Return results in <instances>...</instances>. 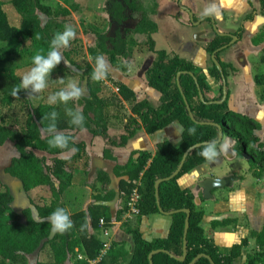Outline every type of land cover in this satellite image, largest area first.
Listing matches in <instances>:
<instances>
[{"label": "trees", "instance_id": "16d2710c", "mask_svg": "<svg viewBox=\"0 0 264 264\" xmlns=\"http://www.w3.org/2000/svg\"><path fill=\"white\" fill-rule=\"evenodd\" d=\"M247 1L251 3V0ZM145 4L142 18L135 28L121 30L130 13L135 10V0H109L106 13L110 24L116 26L115 32L113 36L98 34L96 43L112 66H117L119 59L130 58L139 42L147 46L148 51L156 57L146 72V83L159 94L158 105L153 106L148 100L139 101L135 92L120 81L114 83L117 93L102 82L96 85L91 78L92 71L85 72L87 95H82L79 99L83 103L82 113L85 116L83 129L93 138H105L110 145L108 147H124L139 129H143L148 135L172 125L182 126L184 129L178 145L168 141L157 143L154 157L146 151L134 152L125 166L114 169L116 175L122 171L125 177L118 185L119 198L123 204L116 218L118 221L128 213V202L134 190L141 196L137 204L139 215L124 223V229L132 237L134 244L131 257L123 245L115 243L102 255L105 244L90 233V228L100 229L103 207L92 205L87 211L70 213L62 203L63 194L74 184L75 174L82 171L84 179L90 174V156L86 146L74 139V132L83 129L68 123L65 106H50L46 101L37 107L29 106L28 113L23 118V126L14 127L11 119L16 103L21 98L26 99L27 95L24 89H20L18 95L12 97L10 93L13 88L19 87L20 79L14 70L0 69V146L11 143L19 153L18 158H14L5 168L4 173L11 179L22 182L25 193L47 186L52 195L42 204L32 202L18 214L11 208L14 198L9 186L0 180V264H24L27 256L37 252L46 258V261H39L37 264H67L68 259L74 255L77 258L76 264H150L149 256L154 251L160 252L152 256V264H233L248 246L249 239L255 241L257 249L247 257L246 264L264 263V228L233 245L228 254H221L214 241L204 233L201 225L204 211L196 205V197L190 191L182 189L178 183L197 167L210 164L198 153L205 143L212 140L218 142L220 132L223 137L235 141L237 158L248 157L251 175L257 180L264 176V138L255 134L260 131L261 124L231 111L228 107L229 92L227 91V97L222 101L223 85L219 88V96H214L207 80L208 76L219 81H222V74L226 79L229 76L232 67L223 63L219 54L228 46L230 39L216 34L206 45L204 51L210 56L215 55L221 71L213 64L204 73L194 63L177 55L156 51L151 35L156 32L157 26L148 17L155 13L157 0H147ZM8 6L17 13L14 22L10 20ZM40 15H44L48 21H42ZM69 15L66 8L53 10L41 0L0 1V59L5 55H26L31 62V57L37 51L46 53L53 35L68 25ZM260 43L261 38L258 37L254 44ZM59 75V81L63 78L66 83V75L63 72H59ZM59 81L52 80L51 86L58 87L53 92L64 86ZM263 82L256 80L257 85ZM125 105H128L132 114L128 118ZM53 109L58 112V130L68 131V136L71 137L70 147L78 149L65 158L56 156L48 159L35 152L44 135L47 136L45 142L50 138L43 129L48 123L47 113ZM112 119L121 125L127 119L123 126L124 133L118 139L109 137V123ZM190 126L196 127L195 136L187 134ZM194 146L198 147L187 155L179 174L168 180L179 168L186 151ZM105 150L104 154L108 149ZM93 178L94 184L90 187L98 192H105L110 183L109 176L99 170ZM160 180L163 181L159 185L157 196L155 184ZM96 183L101 185L100 189L96 187ZM109 195L101 197L99 194L95 200L108 201L115 198V192ZM57 207L68 211L73 227L67 232H58L53 240H49L52 225L48 217ZM184 210L190 211V218L186 237L187 251L183 258L187 218ZM8 212H14V219L3 223ZM155 214L168 215L172 222L165 238L148 242L143 239L140 225L143 218ZM103 220L107 227L112 219L106 217ZM236 223L235 219H225L212 222V227H228ZM78 254L82 255V260L78 259Z\"/></svg>", "mask_w": 264, "mask_h": 264}, {"label": "rangeland", "instance_id": "374dc122", "mask_svg": "<svg viewBox=\"0 0 264 264\" xmlns=\"http://www.w3.org/2000/svg\"><path fill=\"white\" fill-rule=\"evenodd\" d=\"M146 1L135 0V10L130 13L129 19L122 25L121 30L135 28L142 18L141 16L144 13ZM41 2L53 10L59 7L66 8L70 13L67 18V24L73 26L76 35L69 42L68 47L62 50L63 60L51 73L48 87L39 94H32L30 90H25L27 95L26 99L21 98L17 101L11 119V124L17 128L23 126V118L27 115L30 107H37L43 101L45 102L46 97L53 92L55 87L58 88L57 86H51V82L53 79L59 81V72H63L66 75V82L69 79L77 81L83 89V96L87 95V77L85 76V72L93 71L95 67V56L102 54L97 47V35L108 34L109 36H113L116 28V26L110 24V19L106 13L109 0H41ZM245 6L247 5L242 0H157V9L153 13L154 15L150 12L149 14L151 16L148 17V20L156 23L157 26L156 32L151 35L156 45L155 49L157 52L165 51L172 56L177 55L186 61L194 62L199 69L207 73L212 68L214 62L211 56L206 54L205 51H203L202 55V50L205 49L206 45L216 34H233L240 27V25L238 26L236 24V17L245 11ZM7 10L10 20L14 22L17 19V13L11 6H8ZM40 18L44 22L48 21L44 15H40ZM206 18L211 20L208 21ZM263 22L264 20L262 18L261 23ZM261 23L255 24L256 27H261ZM262 33L264 41V31ZM251 43V39H247L246 42L243 41L239 45L228 49L220 57L223 62L232 63L236 68L229 71V76L226 81L227 91L230 96L228 100L229 109L260 122L262 124L261 129L255 132V134L263 139L264 98L262 100L258 99L254 79H260L262 77L261 74L264 73V66L261 63V58L264 57V42L261 44V47L253 50H250ZM260 48L262 49L259 50ZM103 56L107 62V75L104 80L95 81L96 85L102 82L112 92L117 93L114 83L117 81L121 82L123 77L132 71L131 76L135 79L136 84H139L138 88L140 89H138V92H144V88L142 89L141 86L145 87L147 85L146 72L152 66L156 57L155 54L148 51L147 46L139 42L132 50L131 57L128 59H119L117 66H112L108 57ZM246 58L248 68L244 66L246 65ZM241 60H244L245 64L241 63ZM31 66L32 64L26 55H5L0 59V69L14 70L20 81ZM209 79H211V82L217 88L215 96H219V88L222 85V81L208 76L207 80ZM261 85L258 88L260 89V93L262 92L264 94V89L261 88ZM149 90L152 91V94H147V100L152 105L157 106L159 94L150 88ZM36 97L39 98L37 99ZM125 106L128 109V105ZM68 107L79 109L82 112L83 103L80 100L71 101ZM125 113L123 112V114ZM115 127L116 120L112 119L109 123V132L115 131ZM64 133L66 135L69 134L68 131ZM74 134L76 142H82L89 147L88 145L93 138L86 130L83 129L79 132H74ZM158 134L160 139L164 137V139L168 138L174 145H178L180 142V139L175 134L174 127H170L167 130L164 129V131L162 130ZM46 139L47 136L44 135L41 143L38 145V149L35 150L38 156H45L48 159L56 156L65 158L71 153V151L50 148L47 142H45ZM229 140L233 142L232 147L228 152L221 153L222 158L215 166L216 170L219 175H223L225 172L226 174L233 172L239 175L241 181L247 179L245 185L249 193L246 195V202L240 203L247 210V213H244L245 220L243 224L248 228L247 224L251 222L249 218L253 217L256 223L251 222L253 224L252 226L255 228L264 227V176L261 180H257L251 175L248 157L237 158L234 151L235 141L230 138ZM229 152L232 153V157L229 155ZM18 156L19 153L11 143L0 146V180L8 186L14 180L6 175L4 170ZM227 178L229 177L226 176L225 179ZM88 182L89 179H84L82 177V171H79V173L75 174L74 184L63 194L62 203L65 204L70 213H75L79 211V208H84L90 202V198L98 193V190L90 187ZM229 184L231 186V181ZM51 197V191L47 186L36 188L29 193L21 191L19 192L17 207L13 210L20 213L32 202L42 204ZM13 219L14 212H8L2 222L7 223ZM248 230L250 231V228ZM252 233L253 231L250 232L248 237H251ZM255 251L252 249L248 250L250 252L248 256ZM79 256L82 255L78 254V258ZM76 259L75 255L70 257L67 264H76ZM39 261H46V258L43 254L37 252L27 256L24 264H37ZM245 262H247V259Z\"/></svg>", "mask_w": 264, "mask_h": 264}, {"label": "crops", "instance_id": "0c3cea01", "mask_svg": "<svg viewBox=\"0 0 264 264\" xmlns=\"http://www.w3.org/2000/svg\"><path fill=\"white\" fill-rule=\"evenodd\" d=\"M203 51L204 50H202V55ZM194 65L197 66V64L195 63ZM131 74L132 71L127 73L126 76L123 77L121 82L135 92L136 97L139 101L147 100V94H152V91L149 90L148 86L146 85L145 87L141 86L142 89L144 88V92L139 93V84H136V81L135 79H133V76H131ZM208 84L212 89L213 95L215 96L217 93L216 86L211 82V79L208 80ZM129 116H132V114L130 110L127 109L126 118H128ZM135 118L138 119L137 117ZM126 121L127 119H124V123ZM124 123L121 125L116 122V130L110 131L109 137L118 139L119 136L124 133ZM170 127H174L175 129V125H172ZM170 127L166 128V130ZM161 132L162 131H159L155 134L148 135L143 129H139L135 132L134 136L128 140L124 147H108L110 146L108 145V141H106V139L102 137H92L93 139L88 145L89 147L85 145L90 156V174L88 176V183L90 184V186L91 184H94L93 177L96 171L100 170L106 173L110 179V183L107 186V190L105 192H98L94 194L90 198V202L88 203V205L86 204L84 208H79V211H87L92 205L101 206L104 208V210H102V219L106 217H110L112 219L111 222L108 223L109 227L108 225L104 228L100 226L99 230L90 228V233L96 235L102 242H104L106 246L105 252L113 243L123 245L127 250L129 257H131L134 249V244H132V237L128 235L124 229V223L129 219L127 213L121 220L118 221L116 219L118 213L123 207L122 201L120 200L118 194V185L120 180L125 177H123L122 171H119L116 175V173H114V169L116 167L125 166L128 163V160L131 157L132 153L134 152L146 151L151 153L152 157H154L156 154L157 143L163 141L171 142L170 140H168V138L164 139L165 137L163 139H160L158 137V133ZM175 134L177 135L178 139H180V134L176 132V129ZM171 143L173 144V142ZM105 149H108L106 154H104L106 152ZM229 155L232 157L231 152H229ZM221 158L222 154L218 157L215 163L205 164L197 167L187 175L183 176L178 181V183L182 189L188 190L192 194H194V196L196 197V205L199 208L203 209L204 218L201 225L204 229L206 237L214 241L221 254H228L233 245L239 244L244 238H250L248 236L251 231L260 232L264 227L255 228L254 226H252L253 224H251V222L256 223V221L255 218L250 216L249 220H251V222L247 224L248 228H250V231L247 227L244 226V213H247V210H245L244 207H242L243 204L240 203L246 202V195L249 193V191H247L246 189L247 186L245 185L247 179L241 181L239 179V175H236L233 172L228 174H226L225 172L223 175H219L215 166L221 160ZM226 176L229 177L227 179H230L231 186L230 184L219 188H211L209 186L210 182L225 179ZM237 184L239 185L238 187ZM95 185L98 189H100L101 185L99 183H96ZM111 192H115L114 199L108 201L95 200V197L97 195L100 194L101 197H109V193ZM225 219H235L237 220V223L228 227H212V222H221ZM171 222L172 220L168 215L162 214L150 215L143 218L140 225V231L143 239L148 242H152L157 239L165 238L169 233ZM104 229H106L108 232L107 236L104 235ZM250 249H252L253 251L256 250L255 241L253 239H249L248 246L242 250L240 257L236 259L233 264H246L245 261L248 254H250V252H248V250ZM79 257L83 259L82 256Z\"/></svg>", "mask_w": 264, "mask_h": 264}, {"label": "clouds", "instance_id": "9594fccd", "mask_svg": "<svg viewBox=\"0 0 264 264\" xmlns=\"http://www.w3.org/2000/svg\"><path fill=\"white\" fill-rule=\"evenodd\" d=\"M75 35L76 32L72 25H65L61 31L56 32L49 42L47 52L37 51L31 57L32 66L22 76L19 87L12 89L11 96L16 97L20 89L30 90L32 94L43 92L48 87L51 73L63 60L62 50L68 47L69 42ZM106 75L107 62L102 54H97L95 56V67L93 68L91 78L93 81H102ZM60 83L64 86L50 93L46 97V102L50 106L57 104L65 106L64 112L68 117V123L75 128L83 129L85 124L84 114L79 109L68 107L69 102L80 99L83 95V89L77 81L72 79L67 80L65 83L63 78H60ZM36 98L38 99L39 97ZM57 118L58 112L55 109L47 113L46 119L48 123L43 131L50 136L47 140L48 146L50 148L69 150L73 153L77 152L78 149L75 146L70 147L71 137L58 130ZM175 129L180 135L184 132L182 126H175ZM187 134L189 136H195L197 134L196 127H188ZM232 143L228 137H223L220 142L212 140L202 145L198 154L206 162L215 163L221 153L228 152L231 149ZM48 219L51 222L53 231L64 233L73 227L70 215L63 207L55 208L50 213Z\"/></svg>", "mask_w": 264, "mask_h": 264}, {"label": "flooded vegetation", "instance_id": "af4514ba", "mask_svg": "<svg viewBox=\"0 0 264 264\" xmlns=\"http://www.w3.org/2000/svg\"><path fill=\"white\" fill-rule=\"evenodd\" d=\"M242 1H244L247 6H245V11L241 15L236 17V24H238V26L240 25V27L233 34L229 33V34L220 35V36L229 37L230 42L228 43V46L226 48H224L220 52L219 58L222 55V53H224L225 51H227L228 49H230V48H232L234 46L239 45L243 41L246 42L247 39L248 40L251 39V42H252L250 44V47H251L250 50H253V49H256V48L258 49V47H261V44H263V42H264L263 41V33H262L264 31V22L261 23L262 18L264 20V0H258V1L251 0L250 4L248 3L247 0H242ZM259 23H261L262 26L258 28V27H256L255 24H259ZM255 30H256V32H254ZM258 37L261 38V43L258 44V45H255L254 41L256 39H258ZM261 49L262 48H260L259 50H261ZM241 52H244V51H241ZM223 63L231 65L232 70L235 68L232 63H226V62H223ZM241 63L245 64V61L241 60ZM261 63L264 66V57L261 58ZM236 66H238V65H236ZM244 66L245 67L247 66V68H248L247 58H246V65H244ZM229 71H231V69ZM261 75H262V77H260V79H258V78L254 79V83L256 85V90L255 91L257 92V96H258L259 100L264 98V94H262V92L260 93V89L258 88L260 85H257V83H256V80L264 81V73L261 74ZM226 81H227V79H226ZM226 84H227V82H226ZM222 85H223V83H222ZM261 88L264 89V83L261 85ZM255 121H257V120H255ZM258 123H260V122H258Z\"/></svg>", "mask_w": 264, "mask_h": 264}, {"label": "water", "instance_id": "95a60500", "mask_svg": "<svg viewBox=\"0 0 264 264\" xmlns=\"http://www.w3.org/2000/svg\"><path fill=\"white\" fill-rule=\"evenodd\" d=\"M211 58H212V61L214 62V64L216 65V67L221 71V67L218 64V62L216 61L215 55H212ZM222 83H223V100L222 101H224L226 99V97H227V84H226V79L224 78L223 74H222ZM201 100L203 101L202 96H201ZM222 138H223V133L220 132V136H219L218 142H220L222 140ZM197 147L198 146H194V147H192V148H190V149H188L186 151V153L183 156V159L181 161V164H180L179 168L177 169V171L170 178H168V180L174 178L176 175L179 174V172L181 171V169L183 167V164L185 162V159H186L187 155L192 150H194ZM162 181L163 180L157 181L156 184H155V190H156V195L157 196H158V188H159V185L162 183ZM229 182H230V179L216 180V181L210 182L209 186L211 188H219V187H223V186L229 184ZM9 188H10L11 194H12V196L14 198V201L11 204V208L15 209L17 207V204H18L19 192H21V191L25 192V189H24V186H23L22 182H20L18 180H14V182L11 185H9ZM183 212L187 215V218L185 220V233H184V245H183V251H184L183 258H184L186 256V251H187L186 237H187V232H188V227H189L190 211L189 210H184ZM20 213H18V214H20ZM57 233H58V231H53V229H52V232L50 234L49 240H53V238L55 237V235ZM158 252H160V251H154V252L151 253V255L149 256L150 264H152V256L154 254L158 253Z\"/></svg>", "mask_w": 264, "mask_h": 264}, {"label": "built area", "instance_id": "2783aa9c", "mask_svg": "<svg viewBox=\"0 0 264 264\" xmlns=\"http://www.w3.org/2000/svg\"><path fill=\"white\" fill-rule=\"evenodd\" d=\"M141 199V196L139 195V193L137 192V190H134L133 194L131 195L130 197V200L128 202V213H127V216L128 218L130 217H135V216H138L139 215V210L137 208V204L138 202L140 201ZM100 226L101 227H105V222L104 220H100ZM104 235L107 236L108 235V232L106 229H104ZM106 248V246H105ZM105 253V250L102 252V255ZM80 260H82L81 257H79Z\"/></svg>", "mask_w": 264, "mask_h": 264}]
</instances>
